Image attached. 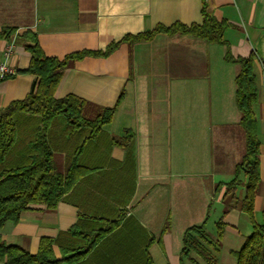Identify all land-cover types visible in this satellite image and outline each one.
Here are the masks:
<instances>
[{"label": "crops", "instance_id": "crops-1", "mask_svg": "<svg viewBox=\"0 0 264 264\" xmlns=\"http://www.w3.org/2000/svg\"><path fill=\"white\" fill-rule=\"evenodd\" d=\"M212 1L216 17L229 24L224 38L233 55H257L254 111L262 181L254 217L264 223V0ZM201 8L202 0H0V28L31 30L47 55L63 58L82 50H106L124 36L158 24L201 22ZM7 41L0 40V59H5ZM26 45L17 36L7 59L16 70L29 66ZM225 52V46L193 35L159 33L151 40L123 42L109 55L75 61L64 71L57 97L74 93L95 107L114 106L123 94L121 100L112 120L93 137L89 127L74 130L64 116L54 118L48 140L56 168L64 172L77 157L89 171L56 208L39 204L18 222H7L0 229L3 239L36 254L41 238L51 237L59 264H203L194 253L182 258L184 232L204 223L215 236L223 217L218 264H236L231 250L251 234L252 222L239 203L247 181L243 173L237 199L225 197V184L235 178L247 140L235 101L240 67L226 61ZM36 83L28 73L1 79L0 112ZM15 122L16 142L5 157L7 168L31 161L30 142L41 116L17 112ZM126 130L135 136L124 147L114 137ZM117 219L81 258L68 259L87 249L84 234Z\"/></svg>", "mask_w": 264, "mask_h": 264}, {"label": "trees", "instance_id": "trees-1", "mask_svg": "<svg viewBox=\"0 0 264 264\" xmlns=\"http://www.w3.org/2000/svg\"><path fill=\"white\" fill-rule=\"evenodd\" d=\"M201 13V22L185 24L177 21L171 25L158 24L150 31L135 35L128 34L121 40L111 43L106 50H82L70 53L63 58L47 55L40 46L37 35L31 30L19 33L17 27L0 28V40L9 38L14 33L27 40L26 48L31 55L30 63L27 68L17 70V73H28L37 78L36 85L24 98L11 101L0 112V229L9 221L18 222L23 212L36 205L44 204L48 208H56L77 180L89 171V168L78 163L77 157H74L67 165L64 172L56 168L54 153L48 140V130L54 118L58 115L64 116L74 130L89 127L93 137L112 120L116 106L121 100L123 94L114 106L95 107L87 99L74 93L57 97L56 89L64 71L75 61L87 55H109L123 42L151 40L159 33L169 36L187 34L210 44L225 46L224 59L240 67L236 76L235 101L241 114L240 123L245 130L247 140L244 156L236 167V176L225 184V197L231 200L237 199L238 188L243 183L240 174L243 173L247 181L244 195L239 203L252 222V232L241 247L231 250V253L236 258V264H264V223L256 222L254 217L255 199L262 181L261 143L258 135V120L254 111L259 99L256 75L257 55L254 52L246 57L233 55L230 44L224 38L229 24L216 17L212 0H202ZM92 109L95 111H90ZM17 112L40 115L41 124L35 138L30 142L33 152L31 161L26 165L7 168L4 167V160L16 142L15 114ZM134 136V132L126 130L124 135L114 137V142L127 147ZM119 221L120 219H117L107 228L84 234L89 242L87 249L68 259L81 258ZM225 227L223 217L217 222L215 236L207 232L204 223L188 227L183 235L182 258L191 257L194 253L203 260V264H218ZM53 244V238L42 237L38 252L33 254L18 244L7 242L0 234V262L3 264H59Z\"/></svg>", "mask_w": 264, "mask_h": 264}, {"label": "built area", "instance_id": "built-area-1", "mask_svg": "<svg viewBox=\"0 0 264 264\" xmlns=\"http://www.w3.org/2000/svg\"><path fill=\"white\" fill-rule=\"evenodd\" d=\"M17 36V33L12 34L8 38L7 44L3 50L5 59H0V80L17 73V70L7 62V59L12 55L15 49Z\"/></svg>", "mask_w": 264, "mask_h": 264}, {"label": "rangeland", "instance_id": "rangeland-1", "mask_svg": "<svg viewBox=\"0 0 264 264\" xmlns=\"http://www.w3.org/2000/svg\"><path fill=\"white\" fill-rule=\"evenodd\" d=\"M57 168H59V167H57Z\"/></svg>", "mask_w": 264, "mask_h": 264}]
</instances>
